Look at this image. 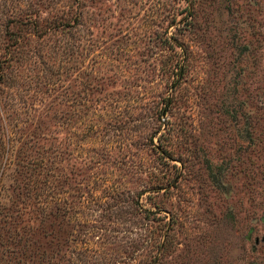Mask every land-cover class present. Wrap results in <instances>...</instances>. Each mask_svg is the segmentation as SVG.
<instances>
[{"label": "rangeland", "instance_id": "374dc122", "mask_svg": "<svg viewBox=\"0 0 264 264\" xmlns=\"http://www.w3.org/2000/svg\"><path fill=\"white\" fill-rule=\"evenodd\" d=\"M15 239L1 263L264 264V0H0Z\"/></svg>", "mask_w": 264, "mask_h": 264}, {"label": "trees", "instance_id": "16d2710c", "mask_svg": "<svg viewBox=\"0 0 264 264\" xmlns=\"http://www.w3.org/2000/svg\"><path fill=\"white\" fill-rule=\"evenodd\" d=\"M177 66V62H175L174 64H170L169 67L170 69L174 70V68ZM35 184H34V188H35ZM6 243V242H5ZM27 243L29 242H26L25 239L24 241L21 243L20 241H16V239L12 242V249L11 248H7L8 246L6 245V248H3V249H0V251L2 252H5L6 254L12 252L13 251H17V250H20L21 248H26L24 247ZM3 253L0 254V258H3L2 257ZM7 263V262H6ZM0 264H5V263H1Z\"/></svg>", "mask_w": 264, "mask_h": 264}]
</instances>
